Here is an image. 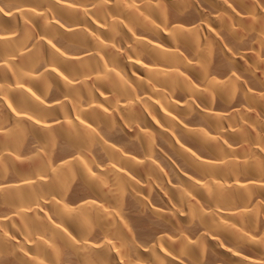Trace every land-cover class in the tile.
Instances as JSON below:
<instances>
[{
  "label": "bare ground",
  "instance_id": "obj_1",
  "mask_svg": "<svg viewBox=\"0 0 264 264\" xmlns=\"http://www.w3.org/2000/svg\"><path fill=\"white\" fill-rule=\"evenodd\" d=\"M0 264H264V0H0Z\"/></svg>",
  "mask_w": 264,
  "mask_h": 264
}]
</instances>
